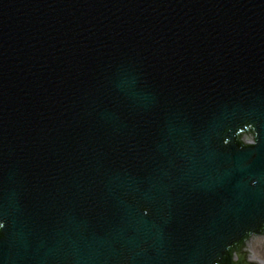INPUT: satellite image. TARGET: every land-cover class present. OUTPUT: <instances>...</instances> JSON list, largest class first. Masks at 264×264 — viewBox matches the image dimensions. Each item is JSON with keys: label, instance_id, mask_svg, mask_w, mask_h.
<instances>
[{"label": "water", "instance_id": "obj_1", "mask_svg": "<svg viewBox=\"0 0 264 264\" xmlns=\"http://www.w3.org/2000/svg\"><path fill=\"white\" fill-rule=\"evenodd\" d=\"M0 224V264H230L264 233V0H0Z\"/></svg>", "mask_w": 264, "mask_h": 264}, {"label": "clouds", "instance_id": "obj_2", "mask_svg": "<svg viewBox=\"0 0 264 264\" xmlns=\"http://www.w3.org/2000/svg\"><path fill=\"white\" fill-rule=\"evenodd\" d=\"M257 133L255 130L241 141V147H255ZM3 228V224H0ZM249 239L243 240L242 246L237 244L235 248L229 246L225 249L230 253V264H264V233L257 235L254 232L246 234Z\"/></svg>", "mask_w": 264, "mask_h": 264}]
</instances>
